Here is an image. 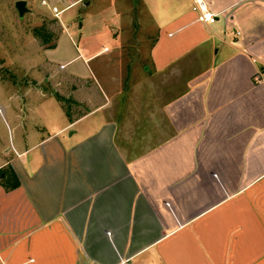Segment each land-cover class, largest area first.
Here are the masks:
<instances>
[{
    "label": "crops",
    "instance_id": "crops-1",
    "mask_svg": "<svg viewBox=\"0 0 264 264\" xmlns=\"http://www.w3.org/2000/svg\"><path fill=\"white\" fill-rule=\"evenodd\" d=\"M204 1L212 22L139 0L143 37L119 14L100 46L36 41L49 86L30 70L6 109L0 264H264V0Z\"/></svg>",
    "mask_w": 264,
    "mask_h": 264
},
{
    "label": "rangeland",
    "instance_id": "rangeland-1",
    "mask_svg": "<svg viewBox=\"0 0 264 264\" xmlns=\"http://www.w3.org/2000/svg\"><path fill=\"white\" fill-rule=\"evenodd\" d=\"M46 4H40V0H25L26 9L18 15L14 5L15 0H0V157H6V153L12 152L9 148L14 131L12 122L6 109L17 110L23 103V83H31L33 80L29 71L34 68L41 70V82L46 86L48 81L44 78L43 64L39 68L31 67L35 58L42 59V53L35 54L38 38L31 33L33 26L43 24L51 32L52 38L57 40V52H61L65 45L73 41L72 48L77 44L78 33L83 37L92 38L93 46L102 43V37L109 34L119 36V14L125 19L124 31L128 37L138 33L144 36L152 31L148 19L139 0H45ZM51 6H56L61 11L57 16L51 11ZM120 12V13H119ZM70 31V34L58 35L62 28L61 20ZM132 21L134 27H132ZM68 24V25H67ZM105 33V34H104ZM71 39V40H70ZM119 39V37H118ZM119 45V44H118ZM140 49L147 50L148 43L140 42ZM131 45H127L132 55ZM113 50V49H112ZM110 49L106 54H101L93 59L92 63L104 72L103 66L106 57L111 54ZM36 55V56H35ZM118 60V59H117ZM40 63V62H37ZM111 68H116V60L110 63ZM101 67V68H100ZM43 78V79H42ZM31 99L35 100L36 98ZM20 115V114H19ZM5 150V151H4ZM5 153V154H4ZM3 164L0 168H6Z\"/></svg>",
    "mask_w": 264,
    "mask_h": 264
},
{
    "label": "trees",
    "instance_id": "trees-1",
    "mask_svg": "<svg viewBox=\"0 0 264 264\" xmlns=\"http://www.w3.org/2000/svg\"><path fill=\"white\" fill-rule=\"evenodd\" d=\"M31 33L36 36L44 47H52L54 45V38L51 41L52 35L51 32L45 28L43 24H40L38 26H33L31 28ZM53 96L62 102H66L69 100L68 98H65L61 95H59L57 92H53ZM65 113L68 114L67 108H65ZM0 184L5 188V189H10L19 184L18 179L14 171L10 168L9 165H7L6 168H0Z\"/></svg>",
    "mask_w": 264,
    "mask_h": 264
},
{
    "label": "built area",
    "instance_id": "built-area-1",
    "mask_svg": "<svg viewBox=\"0 0 264 264\" xmlns=\"http://www.w3.org/2000/svg\"><path fill=\"white\" fill-rule=\"evenodd\" d=\"M40 4H46V1L40 0ZM191 9L197 13V19L201 21L212 22L215 18V13L207 7L204 0H192ZM51 11L57 16L61 10L56 6H51Z\"/></svg>",
    "mask_w": 264,
    "mask_h": 264
},
{
    "label": "water",
    "instance_id": "water-1",
    "mask_svg": "<svg viewBox=\"0 0 264 264\" xmlns=\"http://www.w3.org/2000/svg\"><path fill=\"white\" fill-rule=\"evenodd\" d=\"M14 5L17 9L18 15H21L22 12L26 9L25 0H15Z\"/></svg>",
    "mask_w": 264,
    "mask_h": 264
}]
</instances>
